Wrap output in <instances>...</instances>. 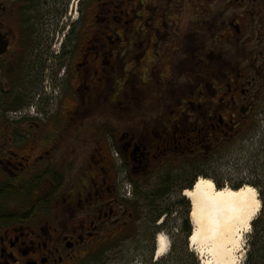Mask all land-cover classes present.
<instances>
[{"label":"flooded vegetation","instance_id":"1","mask_svg":"<svg viewBox=\"0 0 264 264\" xmlns=\"http://www.w3.org/2000/svg\"><path fill=\"white\" fill-rule=\"evenodd\" d=\"M247 11V0H0V264H94L100 244L117 240L132 222L149 224L141 181L164 178L173 160L226 158L256 131L264 18L254 9L248 28ZM135 78L148 89L146 106L136 104L141 132L111 131L123 167L96 129L91 165L72 189L67 170L55 164L66 150L63 135L43 123L52 113L42 120L6 116L25 107L34 86L37 94L70 86L77 100L70 112L104 101L134 116L133 103L110 96L128 99ZM165 92L183 94L182 101L169 102ZM47 101L41 97L42 110ZM261 152L253 156L260 166ZM260 198L247 264H264V189Z\"/></svg>","mask_w":264,"mask_h":264},{"label":"rangeland","instance_id":"2","mask_svg":"<svg viewBox=\"0 0 264 264\" xmlns=\"http://www.w3.org/2000/svg\"><path fill=\"white\" fill-rule=\"evenodd\" d=\"M247 13H246V24L247 27H252L251 18H252V12L254 9H256V19L259 21V19L264 18V0H247ZM231 14L234 13L233 9L231 11ZM254 26V25H253ZM258 26L254 27L252 29V36L253 38L256 37ZM262 30L264 31V25H262ZM260 31V30H259ZM251 37L250 35L248 36ZM254 44H256V41H254ZM233 54V53H231ZM249 62L253 61V59H250L247 57ZM140 78H135L134 83L136 86V89H132L130 87V94L127 96L123 94L122 99L117 97V95L110 96V99H118V101H124L128 102L130 101L135 105V108L137 110L134 111V116L128 115L126 111H122L121 108L117 110H113L107 104H105L104 101H102V105L97 106L96 108L92 110H81L79 112H70L74 109L73 104L77 102L75 96L72 94V90H70V86L65 89L62 94H59L56 98L54 109L55 111L49 115L46 119L45 126L49 129V131L57 130V134L63 135L62 137V146L66 148V150L62 152L61 156L58 155L55 159L56 167L59 168L60 172L63 173L67 170L66 174L64 175V180L66 185H70V189L74 187V184H76L79 180L80 175L91 165L92 158L91 154L92 152L97 148L98 146V139L96 137V129L97 131H100V128L102 130V134L104 137V140L109 144V147L112 150V154L114 156V151L119 153V150L115 147L116 142L114 141V136L111 134V131L114 130H124L126 132V128L130 129L132 126L136 127L138 130L139 123L138 119H140L137 115L138 107H136V104H139V107L143 108L148 103V89L143 86L142 82L139 80ZM140 81V82H139ZM154 81H156L154 79ZM159 81V80H158ZM185 79L180 80V86L184 84L183 82ZM70 82L73 85L74 80H70ZM70 83V85H71ZM158 86V85H155ZM177 87V83L174 85ZM145 87V88H144ZM168 91L170 90L169 87ZM37 86L32 87V93L29 95L30 99L27 101V103H31L34 99V97L37 94ZM132 89V90H131ZM154 92L156 90L154 89ZM165 98L167 97L169 102H178L182 101L181 97H183V94L176 93L175 95H171L170 93H164ZM102 100H106L107 98L102 97ZM4 104V103H3ZM57 106V108H56ZM59 107V109H58ZM0 111L2 110V107L0 108ZM49 111V110H48ZM70 112V114H68ZM70 115L71 118L67 120V125H65V117ZM131 117V118H130ZM132 118H134V122L132 121ZM5 120L3 117H0V123ZM130 120V123L128 122ZM76 121V122H75ZM77 121H79L77 123ZM41 122V121H39ZM77 124V127L75 128V131L77 129V132L75 135H69L68 132H74V124ZM70 124H72L70 128ZM138 125V126H136ZM70 128V129H69ZM69 129V131H68ZM132 130V129H131ZM141 132V130H139ZM115 133V131H114ZM237 144V143H236ZM263 144L259 141L255 142L253 146L250 148V156L248 157V160L250 162H254V159L252 155L255 154V151L258 148H261ZM264 148V147H263ZM230 151V150H229ZM222 156V157H221ZM223 154L220 155L218 158H210V159H204V161L196 162V167L193 168V175L188 178V181L190 179H194L197 175V178L194 181V184L196 181H198L200 178L204 179H212L214 181V184L216 188L218 187V183L222 184V180L225 178V174L223 175V172L221 171V163L225 165V161H222ZM114 158H116L114 156ZM123 160V159H122ZM124 162V160H123ZM172 166L173 169H170L167 174L175 175L177 172L180 171L182 168L188 167V163L186 161H179L173 160ZM227 166V165H226ZM123 167V165H122ZM121 167V168H122ZM228 167V166H227ZM125 174V172H123ZM165 175V176H166ZM157 176H161L159 174H154L152 177H154L153 181L157 178ZM183 180L182 177H179L178 180ZM150 178H146L143 180V183L141 181L140 188H142L141 192L143 190L147 194V196H151L152 194L156 197L158 196L159 191H162L161 189L158 190L155 194L154 187H152L149 183ZM140 181V179H139ZM183 182L186 183V180H183ZM127 183H132L129 180H127ZM184 184V183H183ZM193 184V185H194ZM193 187V186H192ZM191 187V188H192ZM225 187V186H224ZM179 187L174 189V192H171L172 194L168 195V200L166 202V206L163 208L168 210L169 216H167L165 225L163 227L158 228L159 223L156 224H142V223H136L132 222L131 226H129L127 229H125L121 235L119 233L118 239H113V241L110 242H101L94 252L91 255L90 262H94V264H133L136 259H142L144 261V258L149 259L150 255L152 254L151 250L154 248V254L151 258L150 262L155 263V257L157 256V236L162 233L165 234L169 240H170V248L168 253L158 259L157 263L160 264H203L201 261V257L199 254H197L194 249L190 246L189 241H187V246H184V239L183 234L180 236H177L178 232H176L175 227L178 226V224H183V222L188 219L190 226H191V232H193L194 227L192 225V221L190 220V212L192 210L191 201L183 195L185 190L191 189V188H184L181 192H178ZM219 188V187H218ZM227 188V187H225ZM224 189V188H222ZM219 189V190H222ZM154 197V198H155ZM180 198H184L186 203L181 204V207H175L177 201L180 200ZM153 204V205H152ZM152 204L150 203V208L152 206V210L154 209L155 212L159 211V204H163L162 199H152ZM172 208L173 210L177 211V215L171 214L169 211V208ZM261 208V207H260ZM260 212V210H259ZM260 214V213H259ZM257 214V216L259 215ZM152 216V213H151ZM256 216V217H257ZM255 217V219H256ZM151 218V217H150ZM254 219V220H255ZM254 221L251 224V228H249L245 235H244V246L243 251H241L239 254L242 256L243 264L248 263V256L250 255V247H249V239L253 235L254 232ZM175 235V236H173ZM173 236V237H171ZM111 238V237H110ZM121 242V240H123ZM112 249H111V248ZM146 260V259H145Z\"/></svg>","mask_w":264,"mask_h":264},{"label":"bare ground","instance_id":"3","mask_svg":"<svg viewBox=\"0 0 264 264\" xmlns=\"http://www.w3.org/2000/svg\"><path fill=\"white\" fill-rule=\"evenodd\" d=\"M184 195L192 206L190 245L202 263L243 264L244 235L261 209L257 191L250 186L219 190L212 179L200 178ZM169 248V238L160 233L157 257H164Z\"/></svg>","mask_w":264,"mask_h":264},{"label":"trees","instance_id":"4","mask_svg":"<svg viewBox=\"0 0 264 264\" xmlns=\"http://www.w3.org/2000/svg\"><path fill=\"white\" fill-rule=\"evenodd\" d=\"M24 103H26V102L24 101ZM24 103H22V104H24ZM204 159L205 158H202V156H199L194 161H190L189 163H185V164H188L187 165L188 167L182 168V170L177 172L175 175L174 174L173 175L167 174L164 178H160V176H157V178L154 181H153L154 177H150V180H149L150 185L152 187H154L155 189H157L156 191L153 190V192H155V194H156V192L158 190H160L161 188H162L161 189L162 191H159L158 193H160V194H158V196H156V197L153 194L151 196H149V203L152 204V199L156 198V199H162L163 204H159V211L158 212H155L154 209L152 210V206H151V208H150V217L151 218H150L149 224L150 223L156 224L162 218L163 215L167 214L169 216L168 210L163 208V206L164 207L166 206V202L168 200V195L170 196L172 194L171 192H174V189L177 187H179L178 192H181L186 187L187 188L192 187L197 176L203 175V174H199L194 179L192 178L189 181H187V179L193 175L192 171H193V168L196 167L195 163L200 162V161H204ZM179 177H182L183 180H186L187 182L184 183L183 185H178L177 181H178ZM218 186L222 187V184L218 183ZM183 203H186L185 199L180 198V200L177 201L174 206L175 207H181V204H183ZM169 211L171 214L175 212V210H173L171 207L169 208ZM151 213H152V216H151ZM164 225H165V223L163 225L158 226V228L163 227ZM190 233H191V226H190L189 220L186 219L183 222V225L181 227V232L179 234H176L177 236H180L183 234L184 246H187V241H188ZM173 236H175V235H173ZM173 236H171V237H173ZM151 252H152V254L149 257V260H151V258L153 257L154 248L151 250ZM157 264H160V263H157Z\"/></svg>","mask_w":264,"mask_h":264},{"label":"built area","instance_id":"5","mask_svg":"<svg viewBox=\"0 0 264 264\" xmlns=\"http://www.w3.org/2000/svg\"><path fill=\"white\" fill-rule=\"evenodd\" d=\"M36 112V106H31L30 107V113L33 114ZM264 138V134H259L256 139H262ZM231 167H229L228 169L230 170Z\"/></svg>","mask_w":264,"mask_h":264},{"label":"water","instance_id":"6","mask_svg":"<svg viewBox=\"0 0 264 264\" xmlns=\"http://www.w3.org/2000/svg\"><path fill=\"white\" fill-rule=\"evenodd\" d=\"M3 49H4V47H2L1 44H0V56L3 54Z\"/></svg>","mask_w":264,"mask_h":264}]
</instances>
